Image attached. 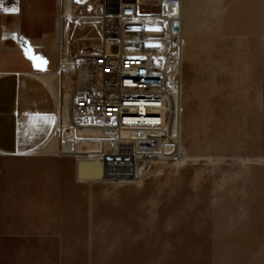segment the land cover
Instances as JSON below:
<instances>
[{
  "label": "rangeland",
  "instance_id": "374dc122",
  "mask_svg": "<svg viewBox=\"0 0 264 264\" xmlns=\"http://www.w3.org/2000/svg\"><path fill=\"white\" fill-rule=\"evenodd\" d=\"M140 11L108 15L105 42L86 51L115 69L117 92L159 93L166 124L81 127L68 50L49 72L59 153L0 157V264H211L215 251L264 244V0H143ZM154 152L175 155L147 170Z\"/></svg>",
  "mask_w": 264,
  "mask_h": 264
},
{
  "label": "crops",
  "instance_id": "0c3cea01",
  "mask_svg": "<svg viewBox=\"0 0 264 264\" xmlns=\"http://www.w3.org/2000/svg\"><path fill=\"white\" fill-rule=\"evenodd\" d=\"M59 2L21 0L18 15H0V157H54L31 152L47 140L58 119L56 99L36 74L62 69L61 31L56 30ZM25 49L47 63L35 67L39 61L30 59ZM2 181L7 183L0 175V184ZM217 252L211 264H264L262 242L249 246L246 252L238 247L228 255Z\"/></svg>",
  "mask_w": 264,
  "mask_h": 264
},
{
  "label": "built area",
  "instance_id": "2783aa9c",
  "mask_svg": "<svg viewBox=\"0 0 264 264\" xmlns=\"http://www.w3.org/2000/svg\"><path fill=\"white\" fill-rule=\"evenodd\" d=\"M20 1L21 0H0V15H18L20 11ZM142 1L143 0H78L75 1L73 9L75 19L67 21L61 12L63 5L60 0V15L56 21V30L58 25L61 26L62 24L64 33L66 34L68 32V37L70 38L71 46L74 51L86 55V46L88 44L102 42V33L104 34L108 30V15H113L122 21L139 19ZM83 15L94 16L98 21L94 24L90 22H81L78 18H81ZM80 30H82L81 33ZM76 39L79 40V43H77L78 41ZM101 59L102 60L99 58L98 61H81L76 67V72L73 73L74 83L69 97L73 110L79 113H85L89 110L91 113H94L97 118L107 121L114 118L116 122L112 125H108L115 128L118 126V128L125 129L134 125H141V122L137 123V119H134L133 116L136 115V111L131 105L132 102H135L132 100L135 97L133 95L139 94H137V91H127L122 98H115V94L120 89L117 84V79L119 81L120 78L115 69L110 68L105 60H103V58ZM134 87L135 86L132 88L137 89ZM130 92H134V94ZM140 95L151 96L149 98L152 99V101H150L152 104L147 107L163 106L162 111L147 109L146 113L150 116H159L156 121L150 123L151 126H164L169 117L167 101L162 100L160 94L157 92H144V94ZM92 123L93 122L90 121L89 124L93 125ZM165 136L166 135L162 137ZM165 138L169 139V137ZM174 155L175 154L172 153H166L161 156L158 152L152 153L146 164L147 170H150L156 165L169 164L168 162L173 160L172 156ZM158 156L161 158H157Z\"/></svg>",
  "mask_w": 264,
  "mask_h": 264
},
{
  "label": "bare ground",
  "instance_id": "6f19581e",
  "mask_svg": "<svg viewBox=\"0 0 264 264\" xmlns=\"http://www.w3.org/2000/svg\"><path fill=\"white\" fill-rule=\"evenodd\" d=\"M61 1H62V5H63V9L62 10H65L66 8H68V5L70 4V1L69 0H61ZM64 16H65L66 19L70 18L69 15H64ZM131 21H133V20H131ZM62 27L63 26L58 25V28L61 31V33H60L61 35L60 36H63ZM76 40L79 41L78 39H76ZM104 42L105 41L102 38V42L101 43L103 44ZM66 43H67L66 48L69 51H71V52L73 51L74 52L73 47L71 46V42L69 41V38L66 39ZM62 53H63V57H65V53L67 54V51H66V49H64V46H63V49H62ZM73 58H76L75 72H76V67L79 65V63L81 61H85V60H93V61H95V59H94V57L92 55L87 54V53H86V55L82 54V53H77V51L73 55L72 59ZM63 70H64V64H63V61H62L61 72H63ZM176 72H178V70ZM36 75L52 91V93H53V95H54V97L56 99V102H57L58 119H57L55 128H54L53 132L51 133V135L47 138V140L40 147H38L36 150L31 152V154H47V155L58 154L59 153V148H60V124H61V121H60L61 93H60L59 75L57 73H41V74H36ZM174 79H175V77H174ZM178 80H176V81H178ZM73 83L71 84V87H70V94H71ZM126 92L127 91L120 92V93L117 92L115 94V98H122L124 93H126ZM130 93L134 94V92H130ZM137 94H139V95H133L135 97L132 100H134L135 102H132L131 105H132V108L136 111V113H135L136 115L133 116L134 119H137V123L141 122L142 124L141 125H134V126L151 125L150 123H153L154 121H156L159 118V116H157V115L150 116V115H148L146 113L147 109H151V110L155 111L154 107H152V106L151 107H147L148 105L152 104V102H150V101H152V99L149 98L151 96L148 97L147 95H140L142 93H137ZM69 106L71 108L72 114L75 115V116H78L80 118L81 127H101V126H103L105 128H109V129H121V128H118V126H117V128H115V127H111L110 125H108V124L112 125V124H114L116 122V121H114V118H111L108 121L107 120H103L101 118H97V116H95V114L91 113L89 110L86 111L85 113L75 112L73 110L72 106H71L70 98H69ZM161 120H162V118H161ZM90 121L93 122L92 123L93 125L89 124ZM99 124H101V125H99Z\"/></svg>",
  "mask_w": 264,
  "mask_h": 264
},
{
  "label": "snow or ice",
  "instance_id": "6c2138e0",
  "mask_svg": "<svg viewBox=\"0 0 264 264\" xmlns=\"http://www.w3.org/2000/svg\"><path fill=\"white\" fill-rule=\"evenodd\" d=\"M26 54L29 56L30 59H32L33 61H39V63H35L34 66L37 68H41L42 65L46 64L47 62L43 59V57H39V56H32L30 53V49H25Z\"/></svg>",
  "mask_w": 264,
  "mask_h": 264
},
{
  "label": "water",
  "instance_id": "95a60500",
  "mask_svg": "<svg viewBox=\"0 0 264 264\" xmlns=\"http://www.w3.org/2000/svg\"><path fill=\"white\" fill-rule=\"evenodd\" d=\"M178 28H179V27H178V24H176V25H175V29H177V30H178ZM174 77H175V79H176V80H178V79L180 78V75H179V73H178V72H176V73L174 74Z\"/></svg>",
  "mask_w": 264,
  "mask_h": 264
}]
</instances>
